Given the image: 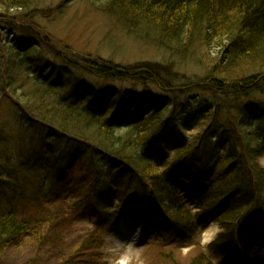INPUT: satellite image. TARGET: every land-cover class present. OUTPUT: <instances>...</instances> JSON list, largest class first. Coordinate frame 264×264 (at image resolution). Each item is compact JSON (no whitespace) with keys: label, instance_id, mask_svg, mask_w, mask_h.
<instances>
[{"label":"trees","instance_id":"1","mask_svg":"<svg viewBox=\"0 0 264 264\" xmlns=\"http://www.w3.org/2000/svg\"><path fill=\"white\" fill-rule=\"evenodd\" d=\"M50 1L0 0V99L30 135L9 150L0 133V249L44 241L20 211L64 198L76 162L91 178L80 206L98 222L77 249L85 264L119 218L150 211L168 225L165 243L190 247L215 222L223 231L208 252L254 263L264 252V169L250 163L264 155V0H109L100 10L176 58L133 65L60 46L33 23ZM185 59L204 74L180 84L174 64ZM185 264L213 261L199 246Z\"/></svg>","mask_w":264,"mask_h":264},{"label":"rangeland","instance_id":"2","mask_svg":"<svg viewBox=\"0 0 264 264\" xmlns=\"http://www.w3.org/2000/svg\"><path fill=\"white\" fill-rule=\"evenodd\" d=\"M108 1L53 0L46 4V8L51 9L48 16L35 15L33 23L60 46L68 47L70 51L85 58H99L120 65L145 61L168 63L176 59L157 44L130 32L115 15L100 10V6ZM218 52L219 49L213 43L209 47L210 55L217 56ZM45 59L56 64L49 56L48 59L45 56ZM174 65L180 84L184 83V77L192 81L204 74L198 65L187 59L177 60ZM23 85L26 89H31L32 81L26 80ZM119 87L134 90L132 85L126 83ZM258 99L262 101L264 96ZM15 109L9 95L0 99V133L4 140L1 147L6 146L9 150L15 143H22V148L25 149L30 136L20 127ZM67 172L63 180V190L66 193L64 198L56 197L50 206H35L20 211L19 218L31 220L32 230L40 231L44 241L39 243L33 234L17 240L13 247L0 249V264H57L64 263L62 261L67 259L69 264H85L84 253L77 249L81 239L93 232L98 224L93 208L89 205L80 206L81 189L90 184L91 178L84 173L81 163H72L67 167ZM181 195L185 196L183 190ZM185 202L188 205L193 204L186 197ZM167 229L168 225L159 213L130 212L107 230L101 248L93 256L92 264H104L102 249L106 242L112 243L107 241L108 233L114 234L120 241L133 240L142 251L143 264H185L194 256L199 246L194 244L187 248H178L174 243H165L163 240ZM200 238L201 236L198 239ZM205 253L215 264H227L211 253ZM252 264H264V252Z\"/></svg>","mask_w":264,"mask_h":264},{"label":"clouds","instance_id":"3","mask_svg":"<svg viewBox=\"0 0 264 264\" xmlns=\"http://www.w3.org/2000/svg\"><path fill=\"white\" fill-rule=\"evenodd\" d=\"M258 168L264 169V155L258 156L254 161ZM223 229L215 222L209 224L206 228L201 229V238L194 241V244L201 246L205 252H208V245L219 235ZM107 243L103 247L104 264H143L142 251L133 240L127 242L120 241L112 233L107 234ZM215 264V261H213Z\"/></svg>","mask_w":264,"mask_h":264},{"label":"bare ground","instance_id":"4","mask_svg":"<svg viewBox=\"0 0 264 264\" xmlns=\"http://www.w3.org/2000/svg\"><path fill=\"white\" fill-rule=\"evenodd\" d=\"M123 235V234H122Z\"/></svg>","mask_w":264,"mask_h":264}]
</instances>
